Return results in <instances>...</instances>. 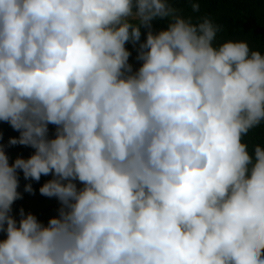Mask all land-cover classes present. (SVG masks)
I'll use <instances>...</instances> for the list:
<instances>
[{
  "label": "clouds",
  "instance_id": "9594fccd",
  "mask_svg": "<svg viewBox=\"0 0 264 264\" xmlns=\"http://www.w3.org/2000/svg\"><path fill=\"white\" fill-rule=\"evenodd\" d=\"M179 2L0 0V264H264V54Z\"/></svg>",
  "mask_w": 264,
  "mask_h": 264
},
{
  "label": "trees",
  "instance_id": "16d2710c",
  "mask_svg": "<svg viewBox=\"0 0 264 264\" xmlns=\"http://www.w3.org/2000/svg\"><path fill=\"white\" fill-rule=\"evenodd\" d=\"M181 8L185 15L211 17L215 22L224 25V31L218 34L217 40L222 41L226 39H243L247 40L249 45L255 49L261 50L264 54V0H201L200 12L192 13L190 4L185 0H180L176 5ZM155 27H162V24L154 25ZM143 29L142 37L143 40ZM132 51L130 45H126ZM50 127V133L53 131ZM0 134H2L3 143L7 146L9 137H17L18 132L14 131L7 123H0ZM248 142L249 147L252 144H261L264 146V125L255 128L249 132L244 138ZM7 154L11 153L9 147H6ZM32 149L20 146V153L29 156ZM46 181V177L42 176L39 183L32 182L35 195L40 199L46 197L39 194V187ZM24 181L22 173L20 174V188L19 191L23 194V199L18 200L13 205L14 213L20 208H24L26 198L31 196L23 192Z\"/></svg>",
  "mask_w": 264,
  "mask_h": 264
},
{
  "label": "rangeland",
  "instance_id": "374dc122",
  "mask_svg": "<svg viewBox=\"0 0 264 264\" xmlns=\"http://www.w3.org/2000/svg\"><path fill=\"white\" fill-rule=\"evenodd\" d=\"M135 55L136 53L132 49V56L130 57V63H133L134 67L138 66L137 62L134 59ZM9 149L11 150V153L9 154L10 162L18 155L23 156L24 158L28 157L27 155H22L20 153V145L10 146ZM50 178L51 177H46V180ZM57 208H58V203L55 199H49L47 197L44 199H40L35 194L26 198L24 203V210L26 212L30 211L34 213L38 217V219H40L43 222H46L50 216L56 215ZM0 238H2V236H0Z\"/></svg>",
  "mask_w": 264,
  "mask_h": 264
}]
</instances>
